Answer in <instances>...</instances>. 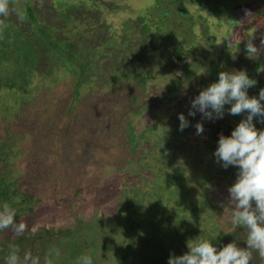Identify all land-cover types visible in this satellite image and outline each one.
I'll use <instances>...</instances> for the list:
<instances>
[{
  "label": "rangeland",
  "instance_id": "rangeland-1",
  "mask_svg": "<svg viewBox=\"0 0 264 264\" xmlns=\"http://www.w3.org/2000/svg\"><path fill=\"white\" fill-rule=\"evenodd\" d=\"M58 1L8 0L9 14L0 16V87L13 85L24 99L0 102V186L14 185L25 160L33 179L23 180L24 190L42 202L35 217L24 204L10 205L28 227L20 235L0 231V264L10 245L41 264L46 255L52 264H75L84 254L94 264H167L199 235L218 243L225 234V244L243 247L245 231L224 210L237 169L222 168L213 152L223 125L235 127L246 113L225 111L213 120L188 115L204 89L197 82L213 64L252 68L238 50L235 60L226 56L233 47L223 39L228 13L219 12L226 23L215 32L203 31L199 48L178 38L183 33L174 26L154 29L143 0ZM245 9V40L261 46L264 12ZM260 69L264 85V64ZM22 114L30 120L25 125L16 121ZM178 114L189 121L183 131ZM46 202L69 210L47 209ZM251 264L264 260L253 252Z\"/></svg>",
  "mask_w": 264,
  "mask_h": 264
},
{
  "label": "clouds",
  "instance_id": "clouds-1",
  "mask_svg": "<svg viewBox=\"0 0 264 264\" xmlns=\"http://www.w3.org/2000/svg\"><path fill=\"white\" fill-rule=\"evenodd\" d=\"M8 0H0V16H7ZM21 16V13H17ZM241 42V41H240ZM264 46V39L261 40ZM246 56L257 58L264 47L257 48L249 38L245 41ZM204 72V71H203ZM201 72V73H203ZM256 84L245 70L221 71L215 82L202 89L191 101L189 116L197 112L203 118L222 119L225 111L229 115L246 113L245 118L231 131L230 135L220 134L213 156L224 169H237L234 183L228 187V198L224 208L229 213L231 224L245 231L244 246L232 240L220 245L214 239L200 235L186 241L187 251L182 255H171L167 264H251L253 252L264 260V128L257 129L253 123H264V88L258 96L250 97L248 89ZM228 105L227 109L225 106ZM193 109L195 111H193ZM179 130L189 126L183 114H178ZM196 134L203 133V125L195 124ZM28 226L23 220H16V212L8 203H0V231L11 230L14 235L25 232ZM40 225H33L29 231L35 235ZM18 245H10L3 264H41L39 256L24 251ZM43 264H52L50 256H45ZM75 264H94L90 255H80Z\"/></svg>",
  "mask_w": 264,
  "mask_h": 264
},
{
  "label": "flooded vegetation",
  "instance_id": "flooded-vegetation-1",
  "mask_svg": "<svg viewBox=\"0 0 264 264\" xmlns=\"http://www.w3.org/2000/svg\"><path fill=\"white\" fill-rule=\"evenodd\" d=\"M147 0V8L143 16L153 25L154 29H169L173 26L181 35L178 38L190 40L191 45L201 48L203 31L209 29L211 34L225 17H220L219 12L233 11L234 13L242 7L249 5L259 14L264 12V0ZM233 3V5H232ZM217 14V15H216ZM201 20H198V19ZM231 18V17H230ZM264 18V15H263ZM232 22V24H231ZM185 23V24H184ZM226 23V20H225ZM230 27L223 36L224 41L230 33L235 30V24L230 19ZM173 29V28H172ZM217 31V29H216ZM186 32V34H184ZM171 34L173 31L171 30ZM208 32V37L211 36ZM195 45V46H196ZM197 48V49H199ZM263 61L261 67L263 66ZM261 88H264L262 84Z\"/></svg>",
  "mask_w": 264,
  "mask_h": 264
},
{
  "label": "trees",
  "instance_id": "trees-1",
  "mask_svg": "<svg viewBox=\"0 0 264 264\" xmlns=\"http://www.w3.org/2000/svg\"><path fill=\"white\" fill-rule=\"evenodd\" d=\"M27 8L29 9L31 7H29V5H27ZM29 11H32V10L30 9ZM176 51H178V50H176ZM81 76L83 77L84 73H82ZM83 78H82L81 84L86 83L85 79H83ZM23 86H25V85H23ZM9 88L11 90L10 89L8 90V89L0 87V102L7 101L5 103H8V102L12 103L11 106L14 105V101L18 102V104L22 103L24 99H23V96H22V93L20 92V90L14 89L15 87L13 85H11ZM73 92H74V100L76 102L77 99L79 98L78 97V93H77L76 89ZM16 108H17V106H16ZM21 108L23 109L22 106H18V110L21 109ZM73 108H74V106H73V104H71L69 106L68 111H67L68 115H71L73 113ZM21 118H22V122L21 123L23 125L27 124L30 121L28 119V117L27 116L24 117L23 114L18 116L16 121L20 122ZM62 123H64V120L62 121ZM232 130H233L232 127L226 128L225 129V136L230 135ZM184 144H186V142H184ZM173 146L174 147L180 146V143L176 142V143L173 144ZM22 163L23 164L20 163L21 164L20 165V173L18 174V175H20V177L18 178V175H17V178H15L16 182L15 183L13 182L14 185H12L11 182H7L6 183L7 184L6 188H4L3 185L0 186V198L2 197L6 201V203H8L9 205L24 204L23 205L24 208H25V206L26 207L28 206V208L31 211H33L32 214H34V217H35V216H37L36 212L38 211V210H36V207L40 206V203H42V202H39L38 198H36V197L33 198V195H31V194L27 195L26 191L24 190V187L26 188V186H25L26 184L24 182L27 181L29 176H30L31 179H33V177L31 176L32 173L27 171V169H25L26 166H27V161L24 160V161H22ZM23 180H24V182H23ZM55 204L58 205L59 204L58 201H56ZM46 205L48 207L47 209H54V210H56L58 212L63 210L62 208H64V211L66 210V212L69 210V208H65V206L64 207H60V205H59V207L58 206H51L52 202H46ZM81 211H83V209ZM85 215L86 216H91L90 214H85ZM226 239H227V235L225 236V234H223L221 236V241H219L218 243L220 245H225Z\"/></svg>",
  "mask_w": 264,
  "mask_h": 264
},
{
  "label": "water",
  "instance_id": "water-1",
  "mask_svg": "<svg viewBox=\"0 0 264 264\" xmlns=\"http://www.w3.org/2000/svg\"><path fill=\"white\" fill-rule=\"evenodd\" d=\"M83 1L86 4H88L86 1L84 0H63L60 2H65L67 4H69L70 6L72 4H77L78 2ZM142 1V0H141ZM147 0H143L142 3H140V6H146ZM231 2H233L232 0H229ZM59 2V1H58ZM60 2L58 4H60ZM233 5V3H232ZM242 7H240L239 10H237L235 13L233 11H226L229 17H231L233 23L235 24V30L230 33L228 35V37L225 40V43L231 41L232 42V48L229 46V49L227 47V57L229 59H233L235 60L236 54L237 52L235 50H238V52L242 53L245 55V57H243L244 59H246V50H245V37L248 36V32H247V27H248V22L246 20H244L243 18L247 19V12L248 10L245 9V5H241ZM97 8V7H96ZM98 10H101V8H99ZM256 10V9H254ZM104 12V11H102ZM217 15V14H216ZM248 20V19H247ZM223 23H225V20L222 21ZM222 34V33H221ZM264 39V35H262L261 40ZM241 41V42H240ZM254 43V42H253ZM230 45V44H229ZM255 46H257V48H262V45H256L254 43ZM228 46V45H226ZM216 54H220L221 52L218 50V48L215 49ZM234 52V53H233ZM224 53V52H223ZM230 53H232L231 55H229ZM234 54V55H233ZM263 56V59H262ZM224 58V56H223ZM248 58V57H247ZM219 59V58H218ZM251 60V69L249 68L247 71L245 69V65L242 64L241 69L237 68L238 70H245L249 76V78L254 79L256 81V84L248 89V95L250 97L252 96H257L262 84H260V82L258 81V77H259V73H260V67H261V63L262 61H264V54L263 51L259 52L257 54V58L255 59H250ZM264 64V63H263ZM237 65H241V64H237ZM248 67V66H247ZM262 68V67H261ZM227 68L225 66V63H222L221 65H219L218 63L213 64V66L210 68L208 73H205V78L203 79V81L201 82H197V85H203V88H206L209 84L215 82L218 78V73L221 71H226ZM229 70V69H228ZM230 71V70H229ZM207 83V84H206ZM186 131V130H185ZM187 136V134H185V137Z\"/></svg>",
  "mask_w": 264,
  "mask_h": 264
},
{
  "label": "crops",
  "instance_id": "crops-1",
  "mask_svg": "<svg viewBox=\"0 0 264 264\" xmlns=\"http://www.w3.org/2000/svg\"><path fill=\"white\" fill-rule=\"evenodd\" d=\"M228 127H232L233 129L235 128V127H234L233 125H231V124H228V123L224 124V125H223V128L221 129V132H223L224 135H225V129L228 128ZM206 217L208 218V216H206Z\"/></svg>",
  "mask_w": 264,
  "mask_h": 264
}]
</instances>
